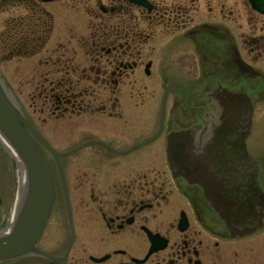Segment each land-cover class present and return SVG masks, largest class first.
<instances>
[{
  "label": "flooded vegetation",
  "instance_id": "af4514ba",
  "mask_svg": "<svg viewBox=\"0 0 264 264\" xmlns=\"http://www.w3.org/2000/svg\"><path fill=\"white\" fill-rule=\"evenodd\" d=\"M144 1L0 0V12H9L1 37L9 29L15 35L1 41L0 49L9 59L28 62L33 110L44 115L41 124L60 122L68 133L81 132L66 150L96 141L76 152H81L78 198L92 237L139 252L118 247L112 255L89 254V259L93 264H264V217L251 233L236 232L256 221L260 207L240 163L217 147L215 166L206 167L224 178L221 200L241 198L252 210L248 217L225 219L195 182L202 168L173 166L166 155L167 136L211 124L228 90L254 101L253 130L255 107L264 103V0ZM171 50L188 61L169 67L165 55ZM6 53L0 52L1 60ZM172 68L186 74L163 84L157 97L160 84H149L147 77L153 69ZM173 83L178 85L167 90L162 113L163 93ZM153 99L158 105L151 116ZM3 156L0 146V163ZM69 158L62 159L67 183ZM212 181L207 180V194ZM255 185L264 192V178L257 175ZM3 199L0 190V210ZM59 200L57 192L55 206ZM149 231L157 243H151ZM152 244L156 250L149 254Z\"/></svg>",
  "mask_w": 264,
  "mask_h": 264
},
{
  "label": "water",
  "instance_id": "95a60500",
  "mask_svg": "<svg viewBox=\"0 0 264 264\" xmlns=\"http://www.w3.org/2000/svg\"><path fill=\"white\" fill-rule=\"evenodd\" d=\"M143 3L142 0H131ZM248 67V66H246ZM245 69V68H244ZM247 69V68H246ZM178 85V84H172ZM169 86V87H170ZM168 90V89H167ZM164 92L162 100V113L165 107ZM218 103V112L213 115L212 123L192 128H186L167 136V153L173 166L195 167L202 161L203 169L197 175L196 184L204 191L212 205L223 218H232L236 214L248 217L252 210L241 198L220 199L217 194L223 188L221 178L214 173H208L207 165L214 166L216 161V148L223 147L225 158L236 159L240 164L245 177L249 178L250 184L254 186L256 200H259V212L256 221L246 224L238 229L237 234H246L255 230L264 217V193L255 185L257 173L252 168L255 160L246 150L245 139L251 128V115L254 101L245 93L228 90L226 96ZM200 129V130H199ZM32 138L37 140L53 157L61 191L64 199L67 217L70 223L71 235L63 256H54L41 251L37 244L45 229L49 215L55 201V186L50 172L48 171L42 157L40 156ZM154 138V137H153ZM148 139L143 143L152 140ZM0 140L8 144L16 154L26 170L27 185L23 202L11 230L7 234L0 235V262L20 258L28 255H38L52 260H62L66 257L73 242V225L68 198V191L64 179L61 157L69 154L85 144L96 142L94 140L78 145L66 152H57L52 149L25 117L19 105L13 98L8 86L0 72ZM219 153V152H218ZM188 162V164L186 163ZM240 163V162H239ZM186 170V168H185ZM219 176H222L219 174ZM212 177V186L208 194L204 190L208 188L207 180ZM224 178H222V181ZM153 239V237H150ZM156 250L151 247L149 252ZM101 258L100 260H103ZM132 264V263H122Z\"/></svg>",
  "mask_w": 264,
  "mask_h": 264
},
{
  "label": "rangeland",
  "instance_id": "374dc122",
  "mask_svg": "<svg viewBox=\"0 0 264 264\" xmlns=\"http://www.w3.org/2000/svg\"><path fill=\"white\" fill-rule=\"evenodd\" d=\"M8 11V10H7ZM9 12H0V29H4V22L3 20L8 15ZM60 18L56 17V22L59 23ZM1 37V33H0ZM166 40L167 38L164 37ZM0 38V42H1ZM182 48V47H181ZM174 49V48H172ZM4 51V52H3ZM0 52L6 53L4 49H0ZM160 52V51H159ZM158 52V53H159ZM157 53V54H158ZM170 53L172 55H165L166 58H169L171 60V63L168 64L169 67L173 66H179V61L183 59L185 62L188 61V57L185 58L181 53L179 54V51L176 52L174 50H171ZM3 57H6V60H1L0 58V71L3 75V78L6 82V85L9 88V91L13 95V98L19 104L22 108V110L25 112V114L38 125V127L42 130V136L45 138V140L50 144L52 147H54L57 150H64L70 147L71 145L78 142L79 137L81 136V132L77 130V128L71 133L66 132L67 129L63 127L62 123L56 122V124L53 125H44L41 124L39 117H43L44 115H41L40 113L33 110V104L32 105V98H31V92L32 88L30 87L29 80L31 79V76L33 75V72L31 71V68L28 64V62L21 61L18 63L16 58H8V54L2 55ZM178 57V62H175L174 58ZM192 58H194L192 56ZM17 61V62H16ZM18 63V64H16ZM175 63V64H174ZM183 64V62H180ZM17 66H16V65ZM20 70V73L18 71ZM197 75L199 74V71L197 70ZM194 73V71H192ZM185 75V72L176 71L175 68L171 69L169 72H162V71H156L153 69L151 75L147 77V82L149 84L158 86L156 92V96L158 97L159 93H161V87L166 82L175 79L179 77L180 75ZM22 81V82H21ZM159 89L160 92H157ZM151 90L149 89L148 94L150 95ZM38 107L40 106L38 102H36ZM36 105V104H35ZM158 100L153 99L148 104V112L152 116L154 112L157 110ZM156 107V108H155ZM37 108V107H35ZM254 127H253V133L249 139V146L250 149L254 152L260 155L261 158V164L264 163V103H258L255 107L254 111ZM81 140V139H80ZM0 146L3 150L4 156L3 160H1L0 167L2 169V172L0 174H3V177H0V186H1V192L4 197V205L1 207L0 210V231H4L5 228H7L8 223L12 219L11 214H14V202L16 201L18 196V186L20 183V173L22 171L21 161L14 156V152L8 148L7 146L0 141ZM39 150V145H37ZM39 152H42V156L44 158L45 163L47 166L51 168V173L53 178L58 181L57 179V173L55 170V164L51 158V156L44 150L42 147H40ZM84 152V151H83ZM81 153V152H80ZM80 153H76L71 156V158L67 161V172H68V183H69V192H70V198L71 203L73 207L74 212V231H75V242L72 244L71 249L67 255V257L61 261V262H48L43 261L40 259H34V258H23L22 260H16L13 262H5L0 264H93L92 261L89 259V254L93 255H99L103 252H109L112 255V251L114 248L118 247H125L128 250L129 253L132 255H137L139 252L135 250V248L130 247V245H127L126 243H96L95 238L92 237V234L94 233L92 227L88 226L86 223L87 219V212L84 213V209L82 208L81 204L79 203V193L77 190V176H78V170L76 162L78 160V157L80 156ZM259 158V159H260ZM263 165V164H262ZM262 178H264V171L262 172ZM56 188L58 191V198L60 199L57 205L54 207L51 216L49 218V222L47 226L44 229L43 235L41 237V241L39 243L40 249H42L45 252L54 254V255H61L64 250L65 246L67 244L68 238H69V228H68V222L65 215V210L62 202L61 197V191L56 183ZM11 200V201H10ZM4 212V216H2V213ZM13 211V212H12ZM84 213V214H83ZM87 213V214H86ZM4 217V218H3ZM95 242V243H94ZM135 244V243H134ZM145 244V243H144ZM136 245V244H135ZM142 251V250H141ZM136 252H138L136 254ZM117 258H120L118 255H116Z\"/></svg>",
  "mask_w": 264,
  "mask_h": 264
},
{
  "label": "bare ground",
  "instance_id": "6f19581e",
  "mask_svg": "<svg viewBox=\"0 0 264 264\" xmlns=\"http://www.w3.org/2000/svg\"><path fill=\"white\" fill-rule=\"evenodd\" d=\"M173 84H176V83H173ZM170 85H172V84H170ZM170 85H168L167 86V88H166V90L167 89H169V86ZM202 125V124H201ZM201 125H197V127L198 126H201ZM208 125V127H209V124H207ZM188 128H191V127H188ZM184 129H186V128H184ZM180 130H183V129H180ZM180 130H175V131H180ZM40 133L42 134V132L40 131ZM43 135V134H42ZM2 143L5 145V147L7 146L8 148H9V146H8V144L7 143H5L4 141H2ZM245 145H246V150L247 151H250V149H249V146H248V144L245 142ZM248 146V147H247ZM54 148V147H53ZM55 151H57V152H66V151H68V150H64V151H58V150H55ZM47 152V151H46ZM50 156H51V154L49 153V152H47ZM14 154V156H15V158H17V156H16V154L15 153H13ZM72 154H73V152H71V153H69V154H66V156L65 157H71L72 156ZM74 154H76V153H74ZM73 154V155H74ZM51 158H52V160L54 161V159H53V157L51 156ZM236 160V159H235ZM237 161V160H236ZM238 162V161H237ZM240 162V164H242L243 162L242 161H239ZM202 163V161H200V165L198 166V167H201L202 169H203V165L201 164ZM21 166V169H22V171H21V173H20V183H19V186H18V196L17 197H19V198H17L16 199V201L14 202V214L12 213L11 214V217H12V219L10 220V222L8 223V226H7V228H5L4 229V231H0V235L2 234H7L10 230H11V228H12V226H13V224H14V222H15V219H16V217H17V215H18V211H19V209H20V206H21V204H22V202H23V198H24V196H25V191H26V185H27V176H26V170H25V168L23 167V165H20ZM215 166V165H214ZM252 168H255V170H256V173H257V175H259L260 176V178H262V172L264 171V165H260V162H259V164H257V163H254V165L252 166ZM201 169V170H202ZM198 170H200V169H198ZM201 172V171H200ZM263 179V178H262ZM59 187H61V185L59 184L58 185ZM200 187V186H199ZM57 192L58 191H56V193H55V201H56V197H57ZM62 195V194H61ZM11 201V200H10ZM55 201H54V203H55ZM62 201H63V198H62ZM64 210L66 211V209H65V206H64ZM3 212V211H2ZM13 212V211H12ZM4 214V212L2 213V216H4L3 215ZM4 218V217H3ZM222 219V218H221ZM226 219V218H225ZM225 219L223 220L224 221V223H225Z\"/></svg>",
  "mask_w": 264,
  "mask_h": 264
},
{
  "label": "trees",
  "instance_id": "16d2710c",
  "mask_svg": "<svg viewBox=\"0 0 264 264\" xmlns=\"http://www.w3.org/2000/svg\"><path fill=\"white\" fill-rule=\"evenodd\" d=\"M14 30L13 29H9L8 31L6 30V32L4 33V35L1 37L2 41H11L13 39L14 35Z\"/></svg>",
  "mask_w": 264,
  "mask_h": 264
}]
</instances>
